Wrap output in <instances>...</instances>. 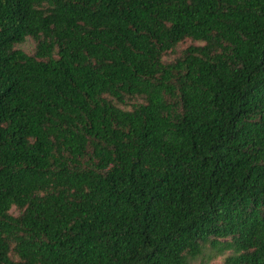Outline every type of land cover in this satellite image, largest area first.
Returning a JSON list of instances; mask_svg holds the SVG:
<instances>
[{
	"label": "trees",
	"instance_id": "16d2710c",
	"mask_svg": "<svg viewBox=\"0 0 264 264\" xmlns=\"http://www.w3.org/2000/svg\"><path fill=\"white\" fill-rule=\"evenodd\" d=\"M220 256L264 264V0H0V264Z\"/></svg>",
	"mask_w": 264,
	"mask_h": 264
},
{
	"label": "rangeland",
	"instance_id": "374dc122",
	"mask_svg": "<svg viewBox=\"0 0 264 264\" xmlns=\"http://www.w3.org/2000/svg\"><path fill=\"white\" fill-rule=\"evenodd\" d=\"M191 44L190 41H185L183 43H181L179 46H177L176 48V52L175 54H171L169 55L168 57H166L164 60L166 62H170V61H173L175 60L176 58L180 57V55L182 54V52L188 48ZM25 51L27 52H31L34 48V45H33V42L31 40H29L26 44H24L23 46H21ZM228 253H226L227 255ZM206 257V256H205ZM225 256H220L218 259H215V260H211L209 262V264H222L223 260H224ZM203 259H199L197 260L196 262H193V264H207L208 263V260L207 258L203 261Z\"/></svg>",
	"mask_w": 264,
	"mask_h": 264
}]
</instances>
